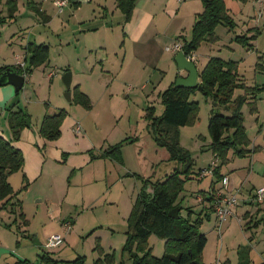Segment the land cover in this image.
Segmentation results:
<instances>
[{"label": "rangeland", "instance_id": "1", "mask_svg": "<svg viewBox=\"0 0 264 264\" xmlns=\"http://www.w3.org/2000/svg\"><path fill=\"white\" fill-rule=\"evenodd\" d=\"M17 1L20 5L18 19L7 23L5 29L0 23L2 30L0 55L8 56L12 48L11 41H14L18 51H25L24 45L27 44L28 39L38 34L40 39L49 45L50 58L27 75L24 87L18 96L13 85L0 86V93L6 88L14 90V96L6 106L1 103L0 94V111H2L0 133L7 139L13 137L6 107L16 100L18 103L15 107L24 108L30 116V125L26 127L20 139L30 171L25 168L16 170L8 177L16 195L11 205L0 211V264L12 263L16 258H27L30 264H45L40 256L46 250H50L55 258L64 261L85 255L87 262L92 264L99 256L98 251H94L97 240L106 253H115L116 262L113 264H118L122 259L125 264H131L129 255L122 250L127 237L128 217L143 184L142 175L163 179L166 173L179 166L177 161L172 160L168 165L162 161L161 165L152 167V162L147 156L154 154L156 143L149 131L148 120L145 118L148 105L156 107L157 115L162 114L164 110L162 93L180 75L181 71L175 61L179 51L174 52V44L179 41H174L173 45L168 44L174 55L164 54L163 46L167 44L158 48L162 58L161 63L169 62L167 73L154 68L152 72L140 71L135 75L132 70L134 67L132 60L128 59L126 65L122 64L125 51L121 27L123 13L118 9L116 14H112L115 0L83 3L70 0L61 12L56 4L53 5L54 1L52 3L44 0L42 11L48 12L53 19L52 23L43 22L42 16L28 6L29 0ZM228 1L231 5V0ZM236 2L241 8L238 6L239 9L234 10L237 13L234 18L238 22L235 30H229L224 24H220L216 28V34L220 39L214 42L203 41L195 51L193 61L201 71L205 61L214 56L226 60H238V73L242 81L248 85H262L264 73L259 76V69L256 66L259 50L255 48L254 51L248 52L241 44L233 50L230 48L233 47L230 43L236 34L246 33L247 22L244 21L248 20L252 9L257 19L263 16L260 18L262 22L260 28L264 31V5L261 6L259 2L254 4L253 0H249L247 7L251 9H246V3ZM5 3L6 0L0 5V9L7 13ZM171 3L173 6H181L177 0H171ZM99 4L111 7L110 11L105 14ZM191 16L184 19L181 34L179 35L178 32L176 35L182 43L184 38L189 40L191 37L197 18L194 14ZM106 19L115 29H107L106 32L89 29L103 25ZM85 31L90 32L84 34ZM9 32L12 34L10 35ZM101 45H105V48ZM24 55H27L26 51ZM67 71L73 74L72 87L79 83L83 91L92 98L91 109L67 100L65 96L67 89L63 82V76ZM182 73L187 72L182 71ZM143 81H145L144 87ZM169 83L171 84L167 87ZM190 99L199 101V117L196 124L179 128L180 142L193 153L194 170L198 172L208 167L214 158L209 149L211 137L208 120L211 110L215 108L216 111L227 115L232 114V110L218 106L211 97H207L199 90L191 94ZM60 108L68 111L62 125V134L58 139L48 140L40 133L41 122L45 113H53ZM243 113L251 139V144L247 148L251 152L240 157L235 154L234 149H231L230 161L223 168L225 172L232 174L231 178L235 182L237 176L245 182L242 192L235 193L239 198L240 208L235 207L225 221L220 222L217 219L210 211V202L203 203L201 199L202 191L211 183V175L201 177V180L193 178L186 181L185 189L178 197L177 204L183 207L184 216H187L191 209L192 217L197 218L203 212L205 205L206 210L210 212V219H205L201 226V231L208 237L203 252L205 264H237L239 248L242 249L243 261L247 264L264 263V224L248 228L247 219L243 217L246 210H255L252 205L243 203L246 199L252 200L253 194H249L252 185H264V91L259 94L256 111L252 112L251 105L246 103L243 106ZM74 121V126L80 125L83 130L81 135L76 136L81 139V156L89 157L91 151H103L122 142L120 160L106 157L109 171L106 172L103 180L98 176L95 181L89 182L79 169L72 174L73 169L69 163L71 157L64 152L62 156L68 161L67 163L59 162L50 155L48 163L44 165V171L38 178H34L36 175L34 163L37 155L33 148L38 151L43 150L40 146L44 142L51 143L49 146L54 144L53 149L57 148L54 142L64 141L69 136L68 126ZM139 139L142 142L138 143ZM140 152L144 157L138 159ZM102 170V167L98 169L96 166L95 175ZM24 174L27 176L26 180ZM18 201L26 214L27 224L20 216L21 208ZM205 213L204 210L203 215ZM65 222H70V229ZM56 234L64 238L63 242L55 248L47 249L45 244L52 235ZM149 245L155 255H163L165 251L163 239L152 235L149 238Z\"/></svg>", "mask_w": 264, "mask_h": 264}, {"label": "trees", "instance_id": "2", "mask_svg": "<svg viewBox=\"0 0 264 264\" xmlns=\"http://www.w3.org/2000/svg\"><path fill=\"white\" fill-rule=\"evenodd\" d=\"M3 1L0 0V5ZM201 1L203 11L197 14L190 39L184 38L182 43L179 37L177 38L186 55H191L198 50L203 41L214 42L218 40L216 28L220 24H224L232 31L238 24L225 0ZM239 1L247 3L249 0ZM116 2L117 7L124 15V22H128L132 17L137 0H116ZM5 4L7 13L4 14L0 9L1 24L14 19L18 10L17 0H6ZM29 4L32 5V2L29 1ZM33 9L40 15L44 14L40 7H33ZM259 34V29L250 28L246 33L236 34L233 40L248 50H252L255 49L253 41L257 39ZM26 52L27 55L23 60H18L12 66L1 67L0 72L13 67L19 74L24 75L26 80L27 75L34 68L45 64L50 58V47L46 43L29 42L26 46ZM20 62H24L25 65L21 66ZM256 66L259 70L264 71L263 56L258 57ZM238 67L239 62L237 60H226L214 56L209 58L199 74L203 94L211 97L218 106L232 110V114L227 115L213 108L208 120V130L211 137L209 149L214 158L209 166L204 169H209L214 160L217 162L213 172L208 174L212 176L210 188L202 191V197L203 200L210 202V211L215 215L216 193H231L229 185L225 188L223 184L224 178L227 177L223 173V168L230 161V150L234 149L235 154L240 157L251 152L247 148L251 144V139L245 125L243 106L249 103L252 112H255L259 94L264 91V84L248 85L242 81ZM175 83L176 81L162 93L164 105L162 114L157 115L156 107L148 105L145 118L148 120V128L155 142L159 146L165 147L170 153V159L177 161L179 166L166 174L163 179L142 178L143 185L128 217L127 237L122 250L123 253L129 255L131 264H205L203 252L208 237L201 231V226L205 219H210V212L204 209L206 211L204 215L203 210L197 218H193L190 209L188 215L184 216L182 214L183 207L177 204L178 197L185 189L186 181L193 178L201 180V177L206 176H201L203 168L195 172L193 153L180 142L179 128L197 123L200 112L199 101L191 100L190 96L198 89L176 87ZM21 89L16 90L17 96ZM72 94V102L80 104L86 109L93 107L91 97L81 89L80 84L72 87ZM17 101L6 107L8 123L13 134L12 139H7L0 133V211L11 205L16 195L8 180L9 175L16 170H23L25 164L23 151L14 144V141L20 139L22 131L28 126L27 118L30 116L24 108L15 107ZM67 115L68 111L65 108H60L53 113H45L40 125L41 135L48 140L58 139L62 134L61 126ZM121 146L122 142H119L104 149L99 154L91 152V157L92 159L109 157L120 160ZM26 177L24 174L25 180ZM219 183L221 187L217 189L216 186ZM259 187L255 188L252 200L243 201L246 205L250 204L255 207V210H247L243 215L244 219H247L246 226L248 228L264 224V208H262L264 202H259L256 199V190ZM17 203L21 208L20 201ZM238 204L233 207V211ZM175 206L180 207L179 217H172L169 214ZM20 216L27 224L28 221L22 210ZM152 235H156L165 241V251L162 256L155 255L149 245V238ZM94 251H98L99 256L92 264H113L116 262L115 253H106L99 240L96 241ZM238 253L239 262L237 264H247L243 261L244 256L241 248L238 249ZM40 258L45 264H89L85 255H78L71 261H64L55 258L50 250L43 252ZM20 263L29 262L27 260L25 262L16 261L14 264ZM118 264H125V261L122 259Z\"/></svg>", "mask_w": 264, "mask_h": 264}, {"label": "crops", "instance_id": "3", "mask_svg": "<svg viewBox=\"0 0 264 264\" xmlns=\"http://www.w3.org/2000/svg\"><path fill=\"white\" fill-rule=\"evenodd\" d=\"M29 1L32 2V5L29 4ZM29 1H28V6L30 8L40 7L42 9V6H44V5H42V3H44V0H37V1L29 0ZM48 1L53 3V0L52 1L48 0ZM76 1H77V3H81V2L83 3V2H93L96 0H73V2H76ZM225 1L227 3L228 8L230 9L233 17L237 16V13L234 10H236V8H238L239 4H237L236 1H239V0H231V5H229L228 0H225ZM106 3H107V1H106ZM248 3L249 2L246 3V6H245L246 9L249 8V7H247ZM178 4H181V6H173L171 3V0H137L135 8L133 10L132 17L128 22H124V15H123V20H122L123 23H122L121 27H122V37H123L122 44L124 43L125 51H124V58H123L122 64L126 65L128 59L132 60L134 62V67L132 70H133L135 75H138L140 71L141 72H152L154 68L159 69L161 72H166V73L168 72L167 69L169 67V62L167 63L166 61H164V63H161L162 58L159 55V49L158 48L160 47V45L167 44V45L163 46V50L165 52L164 54L169 55L172 53V55H174L175 50L173 52L171 49H168V46L173 45L172 43L177 40L178 36H176V35L178 32H179L178 33L179 35L181 34L180 30L183 29V26H184L183 24L185 23L184 19L185 18L188 19V17L191 18L192 17L191 15H193V14H194V16L195 15L197 16V14H199L200 12L203 11V4H202L201 0H183L182 2L178 1ZM53 5H55V3H53ZM99 5L103 8L102 10L105 14H106V12L110 11V9H111V7H109V6H104L102 4H99ZM19 6L20 5L18 2V10L16 12L15 18L8 20L7 22L1 24L3 27L6 26L7 23H12L13 21L18 19L17 17L20 16V13H19L20 7ZM113 8L114 9L112 11V14H116L118 9H119L117 7L116 0L113 2ZM239 8H241V7L239 6ZM242 9H240V10H242ZM249 9H251V8H249ZM3 13L6 14L5 12H3ZM41 16L43 18L42 19L43 22L52 23L53 19L50 15H48L47 11L44 10V14ZM248 17L249 18L247 21H244V18H243V19H241V22L242 23H243V21H244V23L247 22L246 32L250 28L256 27L257 29H259L260 35L257 37V39L255 41H253V43L255 45V48H257V50H259L258 57L263 56V54H264V38H262V37L264 35V31H262V28H260V25L262 24L261 19L260 18L257 19V15L254 13L253 9H252V14H249ZM111 28H114V26L111 25L109 23V21L106 19V21L103 25L90 27L89 29L96 31V32L101 31V30L106 32L107 29H111ZM3 29H5V27ZM113 31L115 32V30H113ZM13 32L14 31H12V33ZM89 32L90 31H85L84 34H87ZM1 33H2V30L0 29V35H1ZM12 33L9 32L10 35ZM39 39H40V37L37 34V35L33 36L32 39L29 38L27 41V44L29 42L45 43V42H43V39L42 40L41 39L39 40ZM219 39H220V37H219ZM231 41L232 42L230 43V45L232 44L233 47H230V45H229V47L233 50L237 48V45H240V43L236 42L235 40L231 39ZM101 43L102 44L104 43L103 40H101ZM11 44H12V48H11V51L9 52L8 56L0 55V68L3 66H12V65L16 64L18 60H22L25 58L24 52L26 51L27 44L24 45L25 51L24 50L18 51V48H16L14 46V41H11ZM101 47L105 48V45H101ZM155 47H156L158 52H156ZM247 51L252 52V51H254V49H252L250 51L247 49ZM194 53H195V51L191 54L192 60H195L194 59ZM208 60L209 59H207V61ZM263 60H264V56H263ZM207 61H205L204 65L207 63ZM194 63H195V61H194ZM171 65L172 64H170V66ZM198 72L200 74L199 70H198ZM261 73H264V71L259 70L258 71L259 76ZM179 74L181 76H184V77H186L188 75V73L184 74L182 72H180ZM199 82H200V77H199ZM170 84L171 83H169L167 85V87ZM262 84H264V83H262ZM6 85H9V84H6ZM142 86L143 87L145 86V81L142 82ZM0 94H1V103H4L6 106L12 100V98L14 96V90L12 88H6ZM1 112L2 111H0V113ZM74 125H75V121L71 122L69 124L68 129H69L70 134L64 141L60 140V141L54 142L56 144L57 148L53 149L54 144L52 146H49V144H51V143H45V142L43 143L42 146H40V148H43V150L38 151L37 149L33 148V151L37 155V159L35 160V163H34L35 164L34 166H36V170L34 172V174H36V175L34 178H38L41 175V173L44 171V165H46L48 163V157L50 155H53L54 159L59 161V162L67 163L68 161H66L62 156L63 153L66 152V153H68L67 155L71 157V160H69V163L73 169L72 174L77 169H79L80 173L82 175H85L86 179L89 182L95 181L98 176L101 177L100 180H103L106 172L109 171V168H107V163H109V162H106L107 159H105V158L92 159L91 152H93L94 154H99L101 151H91L89 157L86 155H83V156L80 155L81 154L80 153L81 139L79 137H76V136L81 135V134H78L75 132V128L77 125L76 126H74ZM26 129L27 128H25L22 131V134ZM61 131H62V126H61ZM22 134H21V137H22ZM21 137H20V139H21ZM20 139L17 141H14V144L23 151V148H22L23 145L20 143ZM140 142H142V140L139 139L138 143H140ZM154 142H155V140H154ZM77 148H79V149H77ZM75 149H77V150H75ZM67 150H72V151H67ZM141 152H142V150H141ZM141 152L138 153V159H140V157H144L143 153L141 154ZM23 154H24V152H23ZM147 157L152 162V167L157 166V165H161L162 161H164L167 165L169 164L170 161H172L170 159L169 151L165 147L159 146L157 143H156V147L154 148V154L147 156ZM81 159H82V161H81ZM99 161H101V162H99ZM25 163H26V161H25ZM96 166L98 169L100 167H102V169H103L101 172L99 171V173L97 175H95V173H94ZM110 167H111V164H110ZM24 168H25V170L30 171V167L28 165V162L26 163V165L24 164ZM24 168H23V170H24ZM223 173L226 176H228L230 179L229 191L231 193H236L239 191L242 192V190L245 186L244 180H242L241 177L237 176L235 178L236 179V182H235V180H233L231 178L232 174L225 172L224 170H223ZM166 174H168V173H166ZM142 177L145 179H151V178L156 179L152 175H149V176L142 175ZM157 179H160V178H157ZM211 180H212V178H211ZM259 186H262V184H260V185L253 184L251 187L252 190H250L249 194L254 195L255 188H257ZM216 187H217V189H219L221 187L220 183L217 184ZM209 188H210V185L208 188H206V190H209ZM253 195H252V197H253ZM201 199H203L202 195H201ZM246 200H249V199H246ZM202 201H203V203L206 202L205 200H202ZM0 204H1V200H0ZM206 207L207 206L205 205L204 209H206ZM236 208H240V207L237 206ZM262 208H264V205L262 206ZM5 209H3V210H5ZM21 210H22V207H21ZM26 260L28 261L29 259H27V258H16L12 263L8 262L7 264H14L16 261L25 262ZM20 264H27V263H20Z\"/></svg>", "mask_w": 264, "mask_h": 264}, {"label": "water", "instance_id": "4", "mask_svg": "<svg viewBox=\"0 0 264 264\" xmlns=\"http://www.w3.org/2000/svg\"><path fill=\"white\" fill-rule=\"evenodd\" d=\"M175 61L178 65L179 70L186 71L188 75L178 76L175 86L176 87H184V88H197L199 91L203 90V86L199 82V72L193 60L189 59L186 53L181 50L177 53L175 57ZM72 81L73 74L71 71H67L63 76V82L66 85L65 96L68 101H72ZM25 83V76L19 74L17 70L13 67H9L6 70L0 72V86L6 84L14 85L16 90L21 89ZM27 123L30 125V120L27 118ZM180 207L175 206L169 212L172 217L180 216ZM40 243V242H38ZM30 264V263H27Z\"/></svg>", "mask_w": 264, "mask_h": 264}, {"label": "built area", "instance_id": "5", "mask_svg": "<svg viewBox=\"0 0 264 264\" xmlns=\"http://www.w3.org/2000/svg\"><path fill=\"white\" fill-rule=\"evenodd\" d=\"M54 3L56 4V6L58 7L59 11H63V9L65 8V6L67 5V3L70 0H53ZM179 2H182L183 0H178ZM254 3L256 4L257 2H259V4L264 5V0H253ZM262 15L259 17L261 18ZM168 49H171L168 47ZM174 50L175 51H181L182 50V44L180 42L175 43L174 44ZM189 59L192 60V56L191 55H187ZM21 66H24L25 63L24 62H20ZM50 76H52V74H50ZM75 132L78 134H82L83 130L81 128L80 125H77V127L75 128ZM216 160L213 161V164L211 165V167L209 169H204L201 172V176L204 175H208L210 173L213 172L215 166H216ZM230 182L229 177H225L223 180V184L225 186V188L228 187ZM256 199L259 202H264V185L260 186L257 190H256ZM238 203V197L236 194L234 193H225V192H217L215 195V202H214V206H215V213L218 217V219L220 221H224L227 219V217L233 213V207L236 206ZM67 225V228L70 229L71 228V224L70 222H65ZM63 242V237L60 234H56V235H52L47 243L45 244V246L47 248H55L57 246H59L61 243Z\"/></svg>", "mask_w": 264, "mask_h": 264}]
</instances>
